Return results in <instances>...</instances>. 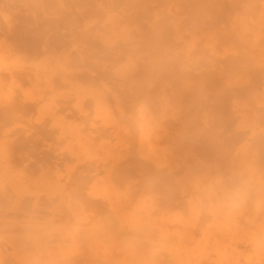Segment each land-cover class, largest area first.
Instances as JSON below:
<instances>
[{
  "label": "bare ground",
  "instance_id": "1",
  "mask_svg": "<svg viewBox=\"0 0 264 264\" xmlns=\"http://www.w3.org/2000/svg\"><path fill=\"white\" fill-rule=\"evenodd\" d=\"M203 2L229 4L232 18L220 25V31L207 28L198 46L197 41L185 38L194 28L185 31L181 16L189 13L188 4ZM243 2L0 0V264H114L110 258L122 264H130L131 259L134 264H158V258L169 255L181 262L182 254L193 259L196 254L180 247L179 242L186 240L172 229L183 227L188 232L201 201L207 202L211 217V229L202 230V239L210 240L213 233L214 240H220L218 261L237 257L227 247L242 244L249 248L242 253L247 264H264V155L254 150L256 160L244 161L251 147L243 145L238 170L247 179L228 192L241 193L229 202L208 186L211 168L194 171L199 158L193 142L171 146L175 132L194 127L208 130L214 123L211 115H216L217 106L207 110L202 97L194 102L199 104L183 106L180 96L190 93L192 99V92L216 83L212 77L221 73L227 74L219 77L227 78V89L249 80L231 78L240 73L264 86V20L249 24L244 16L251 10L242 7ZM257 2L262 4H253L251 16L264 9V2ZM232 5H239L238 9ZM39 21L47 30L43 36L38 35L42 31ZM20 23L28 31L22 38L16 30L22 28ZM58 34L66 36L55 38ZM41 36L46 42L42 47L37 46ZM226 37L234 39L227 49L230 55L224 46L222 54L218 52ZM19 42L23 48L30 45L35 52L41 51L31 57ZM71 56L99 77L103 86L76 82ZM225 57L230 65L220 68ZM190 63L194 64L189 67ZM54 80L60 84L54 85ZM200 80L206 83L199 84ZM177 82L182 85L180 94L171 89ZM65 87H70L74 100L65 102ZM115 87L133 93L150 90L155 95L156 110L142 98L135 109L138 161L152 164L150 180H146L145 167L134 165L135 139L130 130L114 121L113 109L120 110L118 97L113 109L105 101L104 94ZM213 92L217 97L222 94L220 87ZM86 99L93 103L89 109L84 106ZM37 100L35 115L15 113L18 103L24 110ZM228 110L238 121L236 131L264 136V91L246 90L244 96L229 101ZM258 140L252 137L250 142L259 146ZM174 148L180 149L181 159L170 162ZM174 163L183 176L172 187L184 197L187 222L178 211L159 207L161 195L171 200L169 208L177 200L174 192L159 191L157 183L163 169ZM80 188L92 201H100L99 208L105 211L100 229L93 208L74 196ZM194 194L197 203L192 201ZM153 226L157 227L155 238L150 236ZM100 231L105 233L102 240Z\"/></svg>",
  "mask_w": 264,
  "mask_h": 264
},
{
  "label": "rangeland",
  "instance_id": "2",
  "mask_svg": "<svg viewBox=\"0 0 264 264\" xmlns=\"http://www.w3.org/2000/svg\"><path fill=\"white\" fill-rule=\"evenodd\" d=\"M242 7H245L251 11L247 10V15L244 16L246 19L250 20L249 24H255L259 22L260 20H264V9L261 12H258V15H261L260 18H257L258 15L256 16H251L253 15V11L255 12V6L253 4H262L258 3L257 1H262L264 0H244ZM239 5H232V7L238 9ZM187 10L189 13L185 16H181V22H185L183 25L184 30H189L193 29V32L190 34L185 35V38L187 40L193 39L197 41L198 46L203 44L201 41V37L203 36V33L207 30V28L212 27L215 31H220V25L222 23H225L228 19L232 18V11L230 10L229 4L227 5H211L208 3H197V4H192V5H187L186 6ZM207 14L209 16H206L204 14ZM17 21V19H16ZM27 26L28 23H25ZM39 27L41 28L42 31H40V34L42 35L45 33L47 30H44L45 23L39 21ZM192 24V25H190ZM190 25V26H189ZM19 26H22L21 23ZM20 28V27H19ZM17 30V35L18 37L22 38L23 34H27L28 31L22 26L21 29H16ZM66 32H63L65 34ZM63 34H58L55 36V38L61 39V36H66ZM28 35V34H27ZM42 36L40 37V40H37V46L42 47L46 42L43 40ZM18 38V39H20ZM65 38V37H64ZM232 40L229 39V37H226L221 40V45L218 49V52L222 54V46L226 49L225 54L230 55L227 51L228 47L234 44ZM67 43L68 41L65 40ZM22 42V41H21ZM21 42L20 43V48L30 54L31 57H34L39 51H41V48L35 52L34 47L27 46V48L21 47ZM66 43V44H67ZM66 44L63 43V45L66 46ZM23 45V44H22ZM64 46V47H65ZM240 55H243V52L241 51L240 53L237 52V56L240 58ZM40 56V55H39ZM193 59V58H192ZM71 60L73 61V66L75 67L73 70L76 72L74 79L75 81L80 83L84 82L85 85H94L96 88H101L103 86L102 80L94 76V74L87 68L79 66V62L77 60L76 56H71ZM194 60V59H193ZM230 60H228L225 57V60L219 64L220 68H225L226 66L230 65ZM194 63H190L189 67H191ZM192 68H197V67H192ZM207 68H200V71L206 70ZM76 74L79 79L76 77ZM205 76L207 77L208 74L205 73ZM216 78L212 77V80H214L216 83L219 82L218 85L215 86L216 83L213 84H208L205 86V88H198L197 92L193 93L195 95H191L192 99H190L189 94H184L180 96L179 102L183 106H189L191 104H199V103H194L196 100H199V96L203 98V103L202 106L206 108L207 110H210V106L213 104L216 107L215 109V114L216 115H211L212 120L214 123L208 128V130H200L197 127L192 128L191 130L188 131H178L175 132L174 135V140L171 142V146L176 147L178 142L184 141V140H189L194 143L195 145V152L199 158V164L196 166L194 171L199 170L203 168L204 166H208V171L211 168L210 171V177L209 180L210 182L208 183L209 187H212V190L216 193L217 197H223V194L228 193L232 190L234 187H238L237 183L242 184L243 182L246 183L247 179V174L240 172L238 168H240L239 160H240V151L243 147L244 144H248L250 146V154L248 155L247 158L243 159L244 161L251 162L256 160L255 155H254V150L259 152L261 156L264 155V136L259 133L255 132L252 133L250 130H241V131H236L235 126L238 123V121L235 119V117L232 115V113L228 110L227 107L229 105V101L231 99H234L235 96H244L246 90H255L258 93H263V84L257 82L252 76H245L244 74H232L231 78L238 79L240 76H244L246 79L249 78V80L246 83H242L241 85L243 86H232L231 88L227 89L225 86V82L227 80L226 77H223L220 79L219 77L221 76H227V74L221 73L219 76L215 74ZM220 79V80H219ZM224 82H222V81ZM206 82H203L202 80L199 81V84H203ZM60 84V81L54 80V85ZM83 85L82 83H80ZM60 87L62 85H59ZM122 86H125L122 85ZM127 88H130V86L126 85ZM182 85H180L178 82L173 83L171 86V89L173 92L180 94ZM195 87V86H192ZM215 87H220L222 94L221 96L217 97L214 94V88ZM70 87H65V102L68 99H75L74 95L70 94ZM248 95V94H247ZM115 96L118 97L120 101V110L119 111H114L113 105H115ZM246 96V95H245ZM177 97V96H176ZM105 101L108 103V105L113 109L114 113V121L116 124L119 125L120 128L130 130V133L132 137L135 139V144L134 146V155H135V162L134 165L137 168H146V180H150V178L153 175L152 171V164H149L147 166H144V163L141 161H138V143H136L137 137H140L139 133V126H138V117L135 114V109H136V104L138 98L145 99L147 102V105L151 107L153 110H156V99L155 95H153V91L148 90L147 93L143 90L142 92L139 91V89L136 90V93H133L131 90L126 89L125 87L121 90L118 87H115L114 89L109 90L104 94ZM17 101H21V97H17ZM40 105V101L37 100L33 102L31 107L25 108L22 110L20 108V103L17 105V109L15 113L18 116H24V113H30V115H35L37 112V109ZM63 106L70 107V104H63ZM84 106L85 108L89 109L93 106V103L89 100L86 99L84 100ZM219 109V112H216V110ZM219 113V114H217ZM67 114V113H66ZM28 115V114H27ZM47 135H41V137L44 139ZM252 137H256L259 142V146L257 145L256 141L255 143H251L250 139ZM49 142L48 140H45ZM256 145V146H255ZM180 149L179 148H174V157L170 162L177 161L181 159V154H180ZM256 167H260L259 165H255ZM235 168L238 171L234 173H230V169ZM261 168V167H260ZM171 172V174H169ZM182 169H178V164L174 163L172 165L166 166L162 173L161 176L158 178V189L159 191H170L174 192L177 200H175V205L173 208H169L171 205V200H168V198L165 195L160 196V201H159V207L164 210V211H178L180 214H182V219L184 222H187L188 220V213L186 212V208L184 206L183 200L184 197L181 194H178V190L173 188L172 185L175 180H180L182 177ZM214 180L217 181V183H214ZM208 181V179H207ZM206 181V182H207ZM172 188V189H171ZM177 192V193H176ZM198 194V191H197ZM194 194L192 195V201L194 203H197L199 201L197 199L198 195ZM188 195V194H185ZM190 195V194H189ZM75 198L84 206L86 207H92L95 214V217L97 218V221L95 222V225L97 226L98 229H100V225L103 224L104 217L101 215L105 211L100 207V201H92L90 198H88L82 188H80L76 193H75ZM248 196L252 197V193L248 192ZM207 202L201 201L200 204L196 207V214L192 217L193 220V225L189 227L185 224L184 227L189 229L188 232H184L182 229L178 227H174L172 230L175 231L177 234L182 235V239H185V242H179L180 247L186 251H189L191 253H195L196 256H192V258L187 259L189 255L182 254L180 259L181 262H177L174 256H162L161 258L157 259L158 264H247L245 261L244 255L242 253H245L249 250L247 246H244L242 244H237V245H229L227 247V250L231 253L233 251H236L238 253V256L233 258H230L229 261L224 262V261H218V252L220 251V245L219 242L220 240L215 241L213 238V233L211 235V239L208 241H205L202 239V233L204 229L210 228L211 229V217L206 211V206ZM157 227L153 226V230L150 232V236L152 238H155L156 236V230ZM100 235L98 238L102 240L101 237H105L104 231L99 232ZM86 255V254H85ZM112 261L114 264H122V262H115L112 258L109 259ZM133 259H131L130 264H134ZM108 264V263H106ZM148 264H153L151 261Z\"/></svg>",
  "mask_w": 264,
  "mask_h": 264
},
{
  "label": "clouds",
  "instance_id": "3",
  "mask_svg": "<svg viewBox=\"0 0 264 264\" xmlns=\"http://www.w3.org/2000/svg\"><path fill=\"white\" fill-rule=\"evenodd\" d=\"M241 196V193L240 192H232V193H225L223 194V199L225 201H232L236 198H239Z\"/></svg>",
  "mask_w": 264,
  "mask_h": 264
}]
</instances>
